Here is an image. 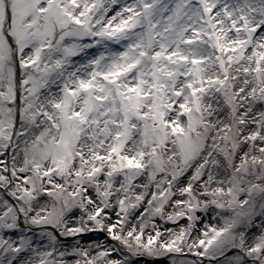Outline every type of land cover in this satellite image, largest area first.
I'll use <instances>...</instances> for the list:
<instances>
[{
    "label": "snow or ice",
    "instance_id": "snow-or-ice-1",
    "mask_svg": "<svg viewBox=\"0 0 264 264\" xmlns=\"http://www.w3.org/2000/svg\"><path fill=\"white\" fill-rule=\"evenodd\" d=\"M0 264H264V0H0Z\"/></svg>",
    "mask_w": 264,
    "mask_h": 264
}]
</instances>
